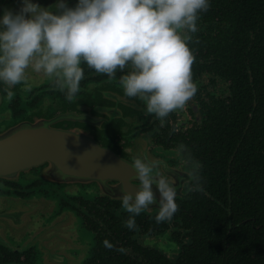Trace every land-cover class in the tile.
<instances>
[{"label": "flooded vegetation", "instance_id": "af4514ba", "mask_svg": "<svg viewBox=\"0 0 264 264\" xmlns=\"http://www.w3.org/2000/svg\"><path fill=\"white\" fill-rule=\"evenodd\" d=\"M32 2L56 12L57 0ZM77 2L65 0L68 7ZM209 3L188 42L198 91L184 109L163 121L147 114L139 98L124 94L120 72L109 80L82 65L84 79L73 102L31 69V91L16 85L11 102L0 83V264H264L258 211L240 221L251 226L247 240L226 228L245 211L246 198L261 190L259 169L241 168L242 161H235L227 146L244 137L257 153L254 146L264 143L262 132H240L245 118L241 121L237 111L246 108L240 94L246 60L252 58L248 46L259 35L256 49L264 51V36L252 29L233 30L228 38L236 44L207 48L204 37L215 28L207 15L216 2ZM21 7L22 0H0V19L6 9L15 14ZM238 51L242 60L235 64L230 58L236 59ZM207 127L238 135L239 141L224 138L223 145L234 171L244 173V187L237 184L239 189L232 191L233 182L221 176L209 187L199 182L196 173L207 169L200 161L209 153ZM40 139L42 144L35 142ZM137 156L157 162V171L174 183L178 211L158 224V204L150 205L135 217L137 229L130 231L120 198L124 191L134 195L138 190L130 167ZM197 185L202 190H194ZM153 192L159 201L155 185ZM105 239L112 250L104 247ZM121 247L123 253L116 250Z\"/></svg>", "mask_w": 264, "mask_h": 264}, {"label": "clouds", "instance_id": "9594fccd", "mask_svg": "<svg viewBox=\"0 0 264 264\" xmlns=\"http://www.w3.org/2000/svg\"><path fill=\"white\" fill-rule=\"evenodd\" d=\"M53 7L55 13L22 0L18 13L6 9L0 19V83L6 85L9 102L16 85L31 91L29 69L46 76L73 102L84 79L82 65L109 80L120 72L124 94L139 98L146 113L161 121L196 95L195 55L188 42L198 31L200 14L209 10V0H78L75 7L57 0ZM130 167L138 190L121 195V207L129 214L124 226L136 230L135 217L153 204L159 209L156 223L171 220L178 211L174 183L157 171L155 161L137 156ZM103 245L114 248L107 239Z\"/></svg>", "mask_w": 264, "mask_h": 264}, {"label": "trees", "instance_id": "16d2710c", "mask_svg": "<svg viewBox=\"0 0 264 264\" xmlns=\"http://www.w3.org/2000/svg\"><path fill=\"white\" fill-rule=\"evenodd\" d=\"M216 2L215 8L211 11L210 15H207L210 19L209 23H214V29H209L206 32L207 36L204 37L207 40V48L214 50H221L225 47H229L231 44H236L232 39H229L230 33L233 30L245 33L249 30H253L254 33L257 31L264 36V0H214ZM215 19V22L212 21ZM263 28V33L262 29ZM250 33V32H249ZM259 35L255 37L254 43H251L248 47L251 51L248 53L247 57H252L247 59V69L246 78L242 82V91L240 94L241 100L244 101L245 109H237L239 117L245 118V121L240 123L241 131L243 133L258 134L259 132L264 133V109L261 111L260 103L264 102V51L261 49H256L260 44ZM239 45L245 46L244 43ZM237 58H230L235 64H238L242 60V52L238 51ZM245 113V117L242 115ZM236 122V120H235ZM208 128L205 131L209 134L210 138L206 146V152L201 155L200 161L202 166H207V169L201 170V172L196 173L199 178V182L204 181L209 187L213 184V179L215 176H221L226 179V181H232V191L239 189L237 184L243 186V174L236 173L234 171V166L229 160L228 151L224 150L226 146L223 140L224 138L230 139L234 142L239 141L238 135L233 133L232 130L227 128ZM215 140H212V137ZM244 136V135H243ZM215 141V142H213ZM243 141V143H241ZM240 142L229 145L227 148L234 152L233 157L235 161H242V167L248 168L254 172L259 169V177L261 179V190L257 191L258 194L253 198H246L245 200V211L241 212L232 224L226 228H231L232 230H237L242 238L246 239V235L249 234L251 226L249 222H240L244 219L245 214L253 213L252 211L259 212L261 217L260 221L264 224V143L257 148L255 153L254 150L250 149L249 141L242 137ZM254 142V141H253ZM214 143V144H213ZM255 143V142H254ZM238 144V145H237ZM252 146V144H251ZM240 165V164H237ZM249 166V167H246ZM239 167V166H238ZM240 169V168H239ZM229 170L227 173L226 171ZM256 175L252 178L255 179ZM255 221L254 223H256ZM263 238L264 246V227L260 231ZM249 259V257L247 256Z\"/></svg>", "mask_w": 264, "mask_h": 264}, {"label": "water", "instance_id": "95a60500", "mask_svg": "<svg viewBox=\"0 0 264 264\" xmlns=\"http://www.w3.org/2000/svg\"><path fill=\"white\" fill-rule=\"evenodd\" d=\"M35 142H36V143H41V144H42V143H43V140L40 139V140H37V141H35ZM35 142H33V144H34ZM31 149H32V147H27L25 151H30ZM26 160H27V158H26Z\"/></svg>", "mask_w": 264, "mask_h": 264}]
</instances>
